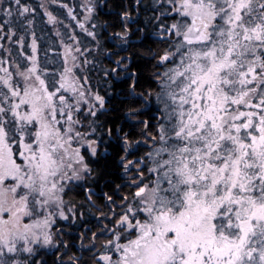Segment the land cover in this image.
<instances>
[{"label": "snow or ice", "instance_id": "1", "mask_svg": "<svg viewBox=\"0 0 264 264\" xmlns=\"http://www.w3.org/2000/svg\"><path fill=\"white\" fill-rule=\"evenodd\" d=\"M0 264H264V0H0Z\"/></svg>", "mask_w": 264, "mask_h": 264}]
</instances>
